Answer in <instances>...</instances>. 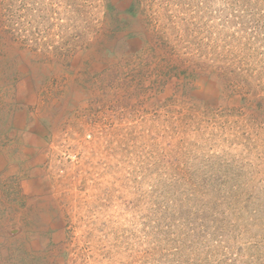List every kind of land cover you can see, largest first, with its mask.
<instances>
[{
	"label": "rangeland",
	"instance_id": "374dc122",
	"mask_svg": "<svg viewBox=\"0 0 264 264\" xmlns=\"http://www.w3.org/2000/svg\"><path fill=\"white\" fill-rule=\"evenodd\" d=\"M0 264H264V0H0Z\"/></svg>",
	"mask_w": 264,
	"mask_h": 264
},
{
	"label": "trees",
	"instance_id": "16d2710c",
	"mask_svg": "<svg viewBox=\"0 0 264 264\" xmlns=\"http://www.w3.org/2000/svg\"><path fill=\"white\" fill-rule=\"evenodd\" d=\"M131 9H132V10L134 9V8H133V6H132V8H131ZM133 11H134V10H133Z\"/></svg>",
	"mask_w": 264,
	"mask_h": 264
}]
</instances>
